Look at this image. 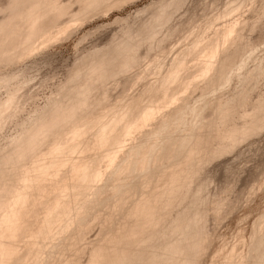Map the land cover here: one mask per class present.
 <instances>
[{"label": "bare ground", "instance_id": "bare-ground-1", "mask_svg": "<svg viewBox=\"0 0 264 264\" xmlns=\"http://www.w3.org/2000/svg\"><path fill=\"white\" fill-rule=\"evenodd\" d=\"M129 1H131V0H129ZM180 1H182V0H173V1L171 0V1H169V3L172 2V4L170 3L171 6L172 5L175 6L174 4L178 2L177 3L178 7H177V4L175 6L176 9H174L175 7H173V6L172 7L170 5L168 6V3H165V2H168V0L167 1L166 0L160 1L161 3L163 2L162 7L155 8V9L160 8V11L154 10L156 12H159L158 15L155 12L156 13V16H155L154 15L155 13L153 12L154 13L153 17H151L153 19H148V20H153V21H149V23H150L149 24V23H146V21H147L146 20L145 21L146 24H144V26H142V28H145V30L140 29V27L138 28L139 30H137V32L139 31V34H141V33H144L146 31H149L147 29H148V26L150 27V31H151L152 35H150L148 32H146L148 34V36H143L144 38L142 39V41H139L140 37H142V34L139 37H137L136 36V35H138L137 32L132 33V31H134V30L136 31V29L134 28V30H132L133 29L132 26H129V27H131V29L129 27L128 28L131 31L126 29L129 31V32L126 31L127 32L126 34H127L128 38H129V35L130 36L133 35V37L131 36V39L129 38V40H130V43L133 42L134 44H132V43L129 44V41H127L128 38H124L123 37L124 34H123L122 37H123V39H126L125 41H127V42H126V44L124 42L122 43L120 41H119L120 43L118 41H117L118 43L116 42L117 46H118V47L117 46L116 47L119 48L120 51L118 50L119 52L117 51L118 53H116L115 50L113 49V51L116 55L119 54L118 56H113L114 59L109 58V54H108L109 52H107L108 56L107 55H101V56H103L102 58L100 56L95 57V59L97 58V60L99 61V62H96V60L93 59L94 58L93 55H95L97 53V52H95L96 51L95 50V51H93V54H91L93 57L92 63L94 61L93 66H92V63L89 64L91 66V68H90V66L88 68V66H86V64L82 63L83 69L81 68V70H80L79 65H78L79 60L76 61L75 64H77L78 66L74 65L77 67V68H75V70L76 69H79V70L77 71V73H75L76 72L75 70H72V73L74 71L75 72H74V75L70 74L71 76L79 77L78 74L83 75L82 72L80 73V71H82V70L84 71V66H86L88 68L89 75L85 74L86 76L85 75L81 76L82 78H80V79L75 77V80L77 82L82 81V83L78 82L79 84H76V86H74V83H76V81H74V78L70 76L71 78H73V81H72V79H70V77L68 78V75H67L66 80L68 78V81L64 80L65 83L60 82L61 85H59V86L61 88L60 89L61 91L58 92L59 89H56L57 91L55 90L56 92H54V88H53V92L57 93L58 95H55L54 93L52 95V93H50V95H52L53 97L51 96V98L49 97L50 99H47L48 97L46 96L47 97L46 100H48V101L45 102V105H43V106L42 105H36L34 108H32L33 110L31 109L30 111L26 108V103L30 100L32 101L33 98H35V97H33V95L34 94L36 95V93L33 92L34 93L33 94L32 91H30V93L27 92V87L28 88L31 87V86L29 87L28 84H27L26 88H24L26 85V81H25V79L21 80L19 78V76L22 75V74H19V72L21 71L20 67H22V66H19L18 64L21 63L22 61H23V64H25L24 60L27 63L28 60L33 59L41 51L45 52V50H46L45 47H47V48L50 47V46L48 47V45H51V48H52V46H54V44H52V42L58 43L59 40L61 41V39L63 38L62 37L63 33L64 32L68 33L69 28L72 30V28L74 26H77V23L79 20H80L79 23L81 21L83 23L86 20H88L89 18H91L88 15L93 16V13L95 14V11H98V13H99V11L103 10V11H101V13H103V12H106V10L108 11V9H110V7H111V9H112V7H115L113 5H116V4L118 5L119 3H121V5H123V3L128 2V0H125V1L124 0H6V2H2L1 6H0V264H52L53 258L54 259L56 258L55 259L56 264H199V263H201L202 260L200 259V256L207 253L206 250L208 248L206 249V247H208V243L210 245L211 242H209V240L212 238L213 233L212 232L210 233L211 228L207 229L208 231H206V228H204L206 225L204 223H207V219H206L207 217H206V215H205V217L203 215L204 212L202 211V209L204 210L205 207L202 203L204 199L201 197V195L203 196L202 191H205L206 187H204L203 188L204 190H202L201 189L202 185L200 184L201 185L200 186L201 192H199V190H198L199 187L197 188L195 186L196 192L198 191L199 193H202V194H199L198 192L197 193L194 192L195 190L191 191V190L195 189L194 185L192 186V183H191V182H193V184H195V181H192V179H194V177H195V180H196V178H197V176H199V174L205 176L206 173L202 171L205 169V168L203 169V167L206 165V164L204 165L203 164L204 162H202L205 160V158H207L206 157L207 155H205V154L211 153V150L214 152V148H216L214 154H216V153L218 154V151H220L221 153L225 152L224 150L227 151L228 149H232V148H230V147H232L230 145H232V143L236 144L235 140L241 141V139L239 138V137H241V135H238L240 128H242L240 131V134L245 132L244 134H242V137H241L243 140L244 139L243 135L245 137H247V136L249 137V134L251 136V135L255 134V132L257 133V131H259L264 126V122H263L264 121V105H263L264 101L261 102L262 103L261 105L260 104L258 105L256 103V106H255V104H254L255 102L262 101L264 99L263 98L264 93H261L263 96V97L261 96L262 100L259 99L257 101H254V103L251 102V105L254 104V106L256 108H260L262 110L261 111L260 109H258L257 110L258 114L254 112V115L256 114L258 117L257 116L253 117L254 115L252 114L253 113L252 110H251L252 111L251 112L250 110L247 111V109H246L247 112L244 111V113H243V111L241 112V110H240V109L244 110L245 109L244 106L245 105L247 106V104L250 103L247 100L248 97L244 95V92H245V94H246V92H247V94L249 93L248 92L249 90L247 91V89H244L245 91H241V93L243 92V94H239L241 97L238 95H236L237 97L235 96L236 98H239V99H241L242 97L243 98L247 97L245 100V104L244 103L236 104L235 101L232 102V100L228 97L234 106L230 102V105L226 104L227 107L224 109L223 107H221L224 103L221 104L222 101L220 103V100H219L218 104H220L221 105L220 106L217 104V102H218V100H217L216 105H218L219 107L216 106L217 107L216 110H218V112H217L218 114L221 115V113L219 112V110L222 111L221 109L226 110L228 108L227 111L231 112L234 109V107H235V109L237 107H240V109L238 108L237 110H239V112L242 113V114H240L241 116L243 114H244V116L241 117L238 114L241 118L240 120H238L239 116L237 115V113H239V112L238 111L236 112V110H233V112L236 113V117L237 116L238 117L235 118L233 116L234 118L232 117L233 118L232 122L229 120H228L229 121L228 122L225 119H227V118L229 119L230 116L229 117H225V116L230 115V112H225L223 110V112H225L227 114H225V116H223L224 113L222 112V116H221V119H219V121L220 122H222V121L226 122V125L228 123L230 125V123H231V125L225 127L226 125L223 123L222 127H225V128H221V126H220L221 124L220 125H219V123L216 124L217 123L216 121H218V120L215 121V119H213L214 115L216 116L215 118H220V116L217 113L216 114L213 113L214 114L212 116L213 118L212 117L211 118L216 122V123L214 122V124H216V126L218 128L214 124L213 125L216 128H214V130H212L213 128H210L211 126L213 127V125L211 124L213 120L211 119L212 121L210 122V118H209L208 121L210 122L209 125L211 124V126L209 127L208 123H207V125L211 129V131H208L209 128L207 130L205 129L206 125H204V127L202 126L206 122L201 123V121H200L199 124L200 123L202 124L201 125L202 127H200L198 125V123H196L199 119L195 122L196 118L193 120L191 117H185V116L181 115V111L184 109L183 107L184 106L186 107V105H187V104H185L186 101L184 102L185 105H183L182 100H185L188 98L184 95V97H186V98L183 99L184 97L181 96V92L186 90L192 84H194L193 83L194 80L197 79L201 75L202 76H213V77H211L213 83L215 81H217V78H220V82H221V79L224 78L223 75H225V76L228 75V72L226 75V72L224 71L225 69L223 70L224 67H222V66H225L224 65L225 63H228V65H230L229 63L231 61L230 62L227 61L226 58H227V56L230 55V53H231L230 51H232V50L227 51V52H230L228 55V53L226 52V49L224 47L225 56L224 55L223 56L225 59L223 58V61H221L220 59H221V55L223 53L221 43L225 38H226L225 40L228 42V41L232 40L234 38V36L239 37L241 34L239 35L238 33H241L242 31L245 34L244 30H246V29H243L241 32H238L239 30L237 29V26H235L234 24H231V25L227 26L226 28L223 27L224 29L220 28L223 30L219 29L215 38H209L207 36V33H206V36L208 37V39H207V37H205V35H204L205 32H204V33H202V36H200V37L203 38V36H204L206 39L205 38H203V39L207 40L206 42L204 40L202 41L200 39V37L196 38L197 36L196 37L192 36L193 38L196 39V40H192V41H194L192 44L193 46L190 44L192 46L191 47L189 44H186V45H188V48H187V46L183 47V49H186V48H187L186 50L189 49L188 53L190 52V49H191V53H189V55H191L190 56L191 58H189V55L188 56L186 55L187 52H184L185 50H179V51H181L182 55H183V52L185 53L183 58L180 57L182 55L179 54L178 51H175L178 53L173 58H174V61H177V62H175V63H177V65L174 66V64H172L174 66L173 67L171 64H169V66L171 65L173 67V69L170 68L171 71H167L168 68L167 69L163 68L164 70L166 69V72H168V73H165L167 75H164V77H161V79L159 78L162 81H165V80L168 81L169 79L171 81V79H172L174 82L176 79L179 80V78L181 79L182 77H186L185 79L182 78L183 80L181 79L180 83H178L176 85H173L174 82L171 85L170 82L167 83L166 81L165 82L161 81V84H160L161 87L158 86V87H160L158 90H161L162 88H164V89H162L163 94H161V91H158L157 89L153 88L156 86V85L153 86V84H156L153 82L154 80L156 81V79H153V80L150 79L151 76L152 77L154 76V75H150V72L154 70L153 69L154 67L152 66L153 70H150L151 67H149L150 69L143 70L144 73L141 70V72H138V75H136L137 72L135 74V76H137V80H139V78H140L139 76L146 73V77L152 81L149 84L152 87L148 86V84L147 85L145 84V85L148 87L149 95L150 96L153 95L154 97L152 96L151 98L147 99V96H146V94H148V91L146 89L147 87L144 86L146 89L144 91L140 90L141 91L140 95H142V96L145 92L144 96L147 99V101L148 100L150 101L149 104H147L149 102L148 101L146 103L147 104L146 105L144 103V100L142 102V99H140V97L137 95H135V97L131 96L133 99L131 100V98H129L130 100H128V101H133V100L136 101V99L139 98V101L138 100H137L138 102L136 101L137 105H135L136 102H134V101H133L134 105H133V103L131 105L130 102L129 103L125 102L126 98L124 99V95L125 96H126V94L130 95L127 93L129 91L128 90V91H125L123 97L121 96V98H120L121 101H120V99H118L119 100V101H117L118 104L117 103L116 104L118 105V108H119V105L120 104L123 105L122 103L125 102L124 104H126V103L129 104L128 105L129 108H131L132 111H134L136 109L134 107L138 106V103L141 102V103H139V106L141 109L137 108L138 112L135 111L136 113L134 112V114H133V112H131V110H130L129 113H132V114H128V116H127L126 112L128 113V111H127L128 106L126 105L127 106V109H126V106L123 105L122 107L125 108L126 112H124L125 110L122 109L123 112L121 110V112L114 113L115 110H117V109H115L116 104L114 106V102H116V101L113 102V106H111L108 103L109 104L108 107L106 105V106H104L105 109L102 110V107H103L102 105L107 104V100H109L108 102H110V100H111V98L110 99L108 98L109 92H107L108 93L107 94L105 91V89H109V88L104 87L105 89H103V90L105 92H103L101 90L103 88V86H106V85H102V83L108 84L110 81L108 82L107 79L108 80L114 79L117 77V75H119L118 73L124 74L123 71L128 69L127 66H130L129 68L132 69L135 66V64L138 63L139 60H140L139 62L143 61V59L146 56L144 55L145 57L144 56L142 57L140 55V53H142V55H143V52H139L140 48L142 47V45H139V44H143V43L148 44V42L146 41L147 38H149L148 40H152V38H153V40L155 39L154 41H157L155 36H158L160 38L159 35L162 34L161 32H162V30L165 29V27L167 29L171 28L172 31L174 29L173 33H171L172 31H170V29H169V31H170L169 36L176 34V32L178 34L182 35L181 32L184 29V28H182L183 25L181 27H179L177 25L175 26V24H174V26L177 28V31H176L174 26L171 27L172 21L169 20V19H173L174 16L171 15V17L170 16L168 17V14L171 12V10L173 12L172 14H174V12H178L176 10L179 9L181 7V5H183V6L185 5L186 1H184V2L182 1L184 4H179ZM213 1H215V0H213ZM213 1L210 2V6H212V8H213V4H211V3H213ZM75 2H76V5H77V3L79 4L78 8H80V10L76 9L77 12H76V10L73 9V6L74 7L76 6ZM173 2H174V4H173ZM182 2H180V3H182ZM0 3H1V1H0ZM73 3H74V5L72 6ZM151 3L153 4L152 1H151ZM154 3H156V5H157L156 1ZM159 3H158V5H159ZM98 5H100L101 8H102V6H103V8H104V6H107L108 8L99 9L100 7ZM121 5L119 4L118 6H121ZM206 5H209V4L206 3ZM118 6H116V7H118ZM94 7H96V8H94ZM166 7H167V9H166ZM169 7L171 10L169 9ZM206 7H208V6H206ZM92 8L95 9L94 12L92 10L88 11L89 9H92ZM209 8H205L204 9L205 11H203V12H206V10ZM212 8H210V10H212ZM215 8L218 9L217 6ZM217 9H216V11H218ZM213 10L215 11V9H213ZM213 10H212V12H213ZM238 10H240V9H238ZM72 11H75L76 14H74V12H72ZM81 11L82 12L85 11V13L86 12H90V13H88V14L86 13L85 14L86 17H85L84 14L81 13ZM216 11L213 13H216ZM69 12L73 13V14H71L72 15L71 18L76 20L77 22L74 20L72 22V20L69 17V15H70ZM91 12H93V13H91ZM66 13H68L69 15ZM208 13H210V11ZM96 14H97V12H96ZM64 15L65 16L68 15L69 18H67V16H66V18L68 20L70 19L72 23H70V20L68 21L66 18L65 19L67 21L65 19H63ZM73 15H74V17H77V16L80 17V15H81L84 18L80 17L78 19V17H77V19H78L77 20L73 17ZM164 15H166L167 17ZM203 15L204 16H202V14H201V18L205 17V15H206V17L208 16V14H205V13ZM215 15L216 14H214V16ZM210 16H213V14ZM210 16H208L207 18H210ZM214 16H213V18H214ZM157 17H160V19L163 18L164 21H165V19L167 21L169 20V22L171 24L170 23L168 24L166 21L163 22V19H162L161 22H162L163 26L161 24L159 25L160 19ZM206 17L203 19L204 20L207 19ZM218 17L216 16V19L214 18L215 21H217ZM84 19H86V20H84ZM157 19H159V20H157ZM203 19H201V21H204ZM154 20L156 22V25H154L155 24ZM193 20H192V22H194V23L195 22L196 23L197 22L203 23L200 21V19H198L197 21H195V20L193 21ZM247 20H248V18L246 19V21ZM208 21H210V20L208 19ZM208 21H206V22L204 21V23H207ZM215 21L211 20V23H208V25H206V24H204V25H206L207 27L210 26L212 29ZM246 21L244 20V22H246ZM75 22H76V24H74ZM244 22L241 24V26L244 24ZM248 22H246L247 25H248ZM250 22H249V24H250ZM194 23L193 24L191 23V25L196 26V29H197V24L195 23L196 24L195 25ZM246 23H245V25H246ZM70 24H72L73 27H71ZM215 24H214V27L217 26V24H219V23L215 22ZM164 25H167V26H164ZM169 25H171V26L168 28ZM191 25L188 27V32L193 29V27ZM247 25H246V27L243 25V27L248 29ZM145 26H147V27H145ZM162 27H163V29H162ZM178 27H179V29H178ZM191 27H192V29H190ZM210 27H208V29ZM250 27H252V26H250ZM159 28L162 30H159ZM181 28H182V30H181ZM196 29L194 27V29L192 31L193 34L195 32L194 30H196ZM204 29H203V31H205V30H207V32L209 31L207 28L205 30ZM178 30L181 32L179 33ZM199 30L200 29H198V31ZM152 31L154 33H152ZM188 32L186 35V33L184 31L183 35L185 34L186 36H188V34H189ZM157 33H159V35H157ZM163 34H165V33H163ZM191 34H189V37ZM144 35H145V33H144ZM185 35H184V37H186ZM134 36H136V38ZM166 36L168 38L167 34H166ZM246 36L247 35H245L244 37H246ZM189 37H188V40H189ZM249 37L247 36V38H249ZM137 38L139 39L137 41L138 43L135 40H133V39L137 40ZM240 39H238L239 42H240ZM131 40H133V41H131ZM153 40L151 42L149 41L150 42L149 46L153 45V43H154ZM188 40H186V43L188 42ZM235 40H236V37H235ZM245 40H246V38H245ZM250 40H252V39H250ZM121 41H123L122 38H121ZM232 41H233V43L235 42L234 40H232ZM238 41L235 42V44H231L232 46H229V47H231V49L236 47L235 45H236V43H238ZM242 41L240 42L241 44H243ZM203 42H205V43H203ZM246 42H247V40H246ZM155 43L157 44V42H155ZM249 43H253V42L249 41ZM119 44H121L122 48ZM123 44H125L126 46L124 47ZM161 44L163 45V43H161ZM128 45H131V47L127 50ZM233 45H234V47H233ZM245 45L246 44L244 43V47H245ZM247 45H248V43H247ZM249 45H248V47H249ZM253 45H254V43H253ZM154 46H155V48L156 47L157 48L162 47L161 45H159V43L157 44V46L156 45H154ZM239 46H241V45H239ZM116 47H115V49H117ZM244 47L241 49H244ZM112 48H114V47H112ZM123 48L125 50H123ZM138 48H139V50H138ZM226 48H227V46H226ZM43 49H45V50H43ZM237 49H236V51H238ZM103 50L105 51L106 48H104ZM121 50L126 51V52H122ZM233 51H235V50L233 49ZM247 51H249V50H247ZM94 52H95V54H94ZM99 52H100V54L103 53L101 51H99ZM105 52L103 54H105ZM127 52H128V54H127ZM235 52H234V55L237 56V54H235ZM114 53H111V54L115 55ZM124 53L126 54L127 57L124 56L125 55ZM192 53H194L193 55H195V56H192ZM111 54H110V57L112 56ZM120 54H123L122 56H124L123 58L126 60H122L123 58H121ZM226 54H227V56H226ZM238 54H239V52H238ZM248 54L249 53H247V55ZM89 55L87 54L86 57H88ZM91 55L89 56L90 58H91ZM178 55H180V56H178ZM234 55L232 52L230 57H232ZM106 57H107V59H106ZM115 57H116V59H115ZM175 57H179L182 59L180 60L179 58H175ZM234 57H232V63L234 62V64H236L237 61L235 62V60H233ZM83 58H84V60L81 57V61H86L85 57H83ZM88 58H87V60H88ZM90 58H89V60H90ZM26 59H27V61H26ZM175 59H178V60H175ZM187 59L188 60L192 59V60L188 61ZM235 59H236V57H235ZM240 59H241V56H240ZM114 60H117V61H114ZM136 60H137V62L135 63ZM155 60H157L159 62V58H157ZM224 60L227 62H225ZM190 61L194 62L193 67L195 69L191 74H189V72L187 70V68H189L190 65L192 64V63H190V65L188 64V62H190ZM86 62H89V61H86ZM110 62H112V63L114 62V63L112 64ZM222 62H225V63L222 65L221 64ZM171 63H174V62H171ZM116 64H118V66ZM156 65L158 66V63ZM160 65H161V63L159 64V66ZM163 65L160 66L161 70H160V67L155 68V69L159 68V71H158V69L154 70L155 72L158 71L157 72L158 75H156L155 77H160V75H161L160 71L164 72V70H162V67H166V64L164 63ZM217 65H219V67H222L221 69L224 72L221 71L223 73L222 77H221V73H220L219 77L217 76L218 73H216L217 78L215 77V79H216L215 80L214 79L215 73L213 74L212 72H215L216 70L213 71L212 67L217 66ZM232 65H230V66H232ZM136 66H137V64H136ZM154 66H155V63H154ZM35 67L38 68L37 66H35ZM125 67H126V69H125ZM193 67L191 66V68H193ZM87 68L85 70H87ZM23 69H22V71H23ZM25 69H28L27 66ZM25 69H24V71H25ZM71 69H70V71H71ZM73 69H74V67H73ZM148 70H149V73L147 72ZM186 70L188 73H184ZM90 71H93V72H90ZM217 71H219V69ZM163 72H162L161 76H163ZM139 73H140V75H139ZM147 73L149 74L150 77L147 76ZM186 74H188L189 76H184ZM263 74H264V72H263ZM112 75H114V76H112ZM256 75H257V73H256ZM256 75L253 74L251 76H256ZM262 76H264V75H262ZM24 77L25 76H22L21 78L23 79ZM83 77H86V78L83 79ZM31 78H30V81L35 79V78H33V79H31ZM132 78H131L132 81L129 82L130 84L128 83L129 85H127V87H128L127 89H129V88L131 89L132 86L133 87L135 86L136 82L135 83L133 82L135 79H132ZM134 78H136V77H134ZM162 78H164V79L166 78V79L164 80ZM45 80H47V78ZM178 80H176V81H178ZM104 81H107V83ZM67 82L69 83V85ZM72 82H74V83H72ZM218 82H219V79H218L217 83ZM220 82H219V84H221ZM131 83H133V85H131ZM202 83H203V81H202ZM70 84H72V86ZM98 85L102 88L96 87ZM194 85L196 87L197 84H194ZM222 85H223V83H222ZM59 86H58V88H59ZM68 86L70 87V89L72 91L69 90ZM213 86H215V85H213ZM149 87H151L152 90L153 89L157 90V94L160 92V94H158L160 96L158 97V95L157 96L154 95L153 91L151 89H149ZM202 87H204V86H202ZM64 88L67 90L63 92L62 90H65ZM209 88H211V87L209 86ZM212 88H214V87H212ZM97 89H99V91H97ZM125 89L126 88H124V90ZM194 89H192V90H194ZM204 89H207V87ZM68 90L70 91L69 94L67 92ZM208 90H210V89H208ZM91 91L94 93H96V91L98 92L97 94H95V96L99 97L98 101L96 100L97 98L95 96H92ZM71 92H72V94H71ZM73 92L75 95L73 94ZM99 92H100V94L104 93L102 95L104 96V98L107 97L108 99L106 100V99L102 98L103 97L102 95H101V97L98 96ZM142 92H143V94H142ZM94 93H93V95H94ZM38 94L40 95V93H38ZM249 94H248V96H249ZM90 95L92 96V98H90ZM138 95H139V92H138ZM144 96L142 98H144ZM155 96L158 98L155 99L156 98ZM67 97H70V98H67ZM235 97H231V98H233V100H235L234 99ZM36 98H38V100H39L38 96ZM36 98L34 100H36ZM134 98H136V99H134ZM198 98H199V96H198ZM200 98H201V96H200ZM243 98H242V100L244 101L245 98L244 99ZM40 99H42V97ZM93 99L95 101H93ZM100 99L101 100L104 99V100H102V102H101ZM91 100L94 103H91L92 102ZM105 100H106V102H105ZM222 100H223V98H222ZM236 101H237V99H236ZM240 101L241 100H239L238 103H240ZM30 102H28V104ZM33 102L36 103L35 101H33ZM40 102L42 104L43 101H40ZM119 102H120V104H119ZM226 102L229 104V100H227ZM212 103H213V101H212ZM31 104H32V102H31ZM88 104L89 105L91 104V106L93 104H96L97 106L93 105L91 108V106H89ZM141 104L142 105L145 104V105L141 106ZM242 104H244L242 106L243 108L241 107ZM208 105H210V104H208ZM226 105H224V107ZM235 105H239V106L236 107ZM257 105H258V107H257ZM85 106H87V108H89V109L85 108ZM98 106L99 107L101 106L100 107L101 110L98 109L99 108ZM254 106H252L253 107L252 109H254V111H255L256 108ZM93 107H94V109H93ZM109 107H111V108L114 107V108L110 109ZM262 107H263V109H262ZM230 108H232V109H230ZM91 109H93V110H91ZM109 109L111 111L114 109L115 110L110 112ZM216 110H215V112H216ZM26 111L28 113L27 115L24 114V113H26ZM95 111L98 113H94ZM100 111L101 112L103 111L102 113H107V114H103L104 118H102ZM104 111H106V112H104ZM119 111H120V108H119ZM189 111H190V109H189ZM193 111H190L191 114L192 115L196 114V116H197V113H196L197 110H195L196 112H193ZM212 111H214V109ZM260 111L263 113H259ZM233 112H232V115L234 114ZM250 112H251L250 115H253L251 117L249 116V114H247ZM113 113L115 115H113ZM120 113H122V114L124 113L123 116H120L121 117L120 119H123V117L126 115L125 116L126 118H124L126 120L123 119V120L119 121V115H122ZM208 113H206V114H208ZM109 114L112 115V117L113 116H115V117L109 118L108 117ZM261 114H263V115H261ZM211 115H212V112H211ZM245 115H246V117H245ZM247 116L250 117L249 122L248 121L246 122V120H249V118ZM261 116H263V117H261ZM127 117H128V119H127ZM194 117H195V115H194ZM222 117H223V120H222ZM224 117H225V119H224ZM256 117L259 118V119H257V120H260L259 123L262 122L263 125L261 123H260L261 125L258 123V121L256 120ZM89 118L92 119V122H90L91 119L89 120ZM105 118H109L111 120L108 121V119L106 120ZM115 118H117L116 120H118L119 122H117L115 120ZM242 118L243 119L248 118V119H246V120L244 119L245 120L244 121ZM253 118H255V119H253ZM86 119L88 120L87 122H85ZM93 119H95V122H97V121L98 122L95 123L93 121ZM98 119L102 120V121L100 122ZM173 119H175V121H173ZM234 119L236 121L238 120V122H240V123L246 122L248 125L255 124L257 129L255 128V126H253V125L248 126L247 124H246L247 128L245 129L244 123L243 124L241 123L242 124L241 126H240V124H239V126H237L238 122L234 123L233 122V121H235ZM253 120H254V123H252ZM114 121H116V122L114 123ZM121 121L122 122L126 121V123H123L121 126L120 125ZM170 121L171 122L173 121V123L176 122V124L174 123V124L170 125V123H171ZM118 123H120V124H118ZM233 123L236 125H232ZM256 123H258L259 125L258 124L256 125ZM94 125L96 126L95 128H94ZM97 125H99L98 126L99 128L96 131V134L94 133L95 134V135L93 134L94 136H92V135L90 136V133H93V132H91L92 131L91 128H93V130L95 131V129H97ZM116 125H117V127L120 126V128H117V130L114 128V126L116 127ZM198 126L200 127L202 132H199V133L197 132ZM8 127H10L12 129L10 132L7 131ZM10 128H9V130H10ZM88 128H89V130H91L90 133H88L89 132ZM142 129L145 130V133L142 135H139V137L136 136L127 142H123L120 139L122 133H124V134L133 133V132H137V131L142 130ZM215 129L220 131L219 132L220 134ZM224 129L226 130V132L224 131ZM201 130H199V131H201ZM204 130L208 131V133L215 131L213 133L216 136H218L217 140H218L219 136H221L220 139L222 138L221 140L223 141V143L219 139L221 142L220 145L218 144L219 146H217V142L219 143V141H217V140H214V141H216V143L215 142L212 143L213 149L210 148V146H208V145L205 146V143L206 144L210 143L209 145H211L212 140L209 139L210 133L208 135H207V132L204 134ZM216 132H217V134H216ZM246 132L247 133L251 132V133L247 134ZM200 133L207 136L208 140H206L204 135L202 137L205 139L198 136V134L200 135ZM88 134H89V136H88ZM214 134H213V136H215ZM222 134H224V135H222ZM211 136L212 135H210V137ZM216 136H215V138H213V137H211V138L216 139ZM236 137H238V139H235ZM201 138L207 142L209 140H211V141H209L208 143L207 142L204 143ZM223 138H224V140H223ZM225 139H227L228 141ZM229 139H230V141H229ZM225 142L226 143L231 142V143H230V145H229V143L227 145V144H224ZM214 143L216 144L217 147L215 146ZM222 144H224L225 147H220ZM234 144H233V146H234ZM224 145H222V146H224ZM204 146L209 147L210 152H208L209 150L207 151V148L204 149L203 148ZM227 146L228 147L230 146V147L228 148ZM104 148L106 151L103 150ZM217 149H219V150L217 151ZM221 149H223V151ZM163 150H164V152H163ZM201 150L202 151L205 150L204 151L205 154H204V152H201ZM174 151H176L178 153V155L181 157V160L178 163L173 162L172 161L173 158H172V160H170V159H169V161L167 160L168 162L165 160L166 161L165 166L160 167L159 162H164V159H162V157H164V155L172 156V153H175ZM200 152L203 153L204 156H201ZM214 154L212 153L213 156H214ZM99 155H105L107 157V159L104 161L100 160L101 161L100 162L98 159ZM169 156H167V157H169ZM209 157L212 158L211 155H209ZM209 157L207 158L206 161L209 160ZM196 158H197V160H196ZM200 158H204V160L200 159ZM161 159L163 161H161ZM194 160H196V161H194ZM206 161H205V163H206ZM98 162H99V164H97ZM207 165H208V163H207ZM159 167L164 168V169L161 170ZM198 170H201V172H203L205 174H202ZM197 173H198V175H197ZM208 175L209 174H207L206 176H208ZM155 177H157V178H155ZM207 178L208 177H206V179ZM200 179H198V180H200ZM211 179L213 180V177L210 179L208 178V180H206V182L211 180ZM204 180H205V177H204V179H202V181H204ZM152 183H155L154 187H151ZM186 183L187 184L189 183L188 186L191 184L190 187L192 186L193 189L188 187ZM196 183L198 184L197 180H196ZM144 184H146L147 186L149 185L151 187V188L145 187L146 191L148 190L147 191L148 193L147 194L145 193V195L143 194L140 199H137L135 201L134 206L130 208L131 210L128 211L124 215V220L116 223L115 225H111L112 224L111 219L113 220L115 213H117V211H118L117 210L115 212L114 208L117 207L119 204L118 205L114 204V208H113L114 212L113 211L111 212L110 210L109 211L108 210L103 211V210L96 207L98 205L100 207V205H102V204H105V203L107 204V202H111V201H114L117 199H118L117 202L118 203L120 202V205H121V202L126 200L127 195H129L128 193L130 192V194H131V191L134 192L133 190H135V189L131 190V188L133 186H136V188H137V186L141 187ZM209 184H211V183H209ZM146 185H144V186H146ZM186 186L189 189L186 188ZM203 186H205V184ZM210 187L211 186L209 185V188ZM182 188H183V190H182ZM181 190L183 191V194H185L184 192L186 191L187 195L186 194L183 195L181 193L182 192ZM139 192H141V191H139ZM142 192H144V191H142ZM189 193H190V195H189ZM191 193L192 194L196 193V196L193 195L194 199L190 198V197L187 198V196H192ZM206 193H207V191H206ZM197 194H199L200 196H198ZM182 195H183V197L186 196L185 198L187 199L188 202H190L189 205L192 206L193 203L196 204L195 206H197L198 211L196 210V207H195V210H194V208H189L191 206H189L188 203H187L188 207L186 208V205H185L186 203H184V202H186V199L184 201L182 199L183 198ZM204 196H208V194L207 195L205 194ZM209 196H210V193H209ZM131 197H132V195H131ZM198 197H201L200 198L201 201L195 200ZM180 198L184 201V202L179 203V204L182 203L181 204L182 206L185 205L184 206L185 209L183 208V210H180V209H182V206L178 204V200L181 201ZM189 198L191 199V201H189ZM128 199L130 200V198H128ZM128 199H127V201H128ZM192 200H194V201H192ZM131 201L132 200H130V203H131ZM198 202L199 203L201 202V204H198ZM127 203H129V201ZM174 203L175 204L177 203L178 206H177V204L174 205ZM125 205H128V204H125ZM110 206L112 207L113 205H110ZM173 206L174 207L177 206L178 208L181 207L178 210H180L182 212L184 211L186 213L185 214L182 213V215L177 214L178 218L175 217L176 211L174 212L173 209L176 210L177 207L173 208ZM198 206H199V208H198ZM103 207H104V205H103ZM106 207L108 209L109 205ZM118 207L121 208L120 206H118ZM123 207H124L123 208V210H124L126 207L125 206H123ZM192 207H194V206H192ZM200 207L202 209H200ZM219 207H221V204L219 205ZM219 207L217 210L220 212L221 208L219 210ZM199 209L201 212L199 211ZM104 210H106V209H104ZM119 210H121V209H119ZM178 210H177V212H178ZM171 211L174 212L173 218L171 217V216H173V213ZM193 211H194V213H193ZM187 212H188V214H187ZM219 212L217 214L216 213L215 214L218 215ZM169 213L170 214L172 213V215L170 216ZM199 213H202L205 220L203 219L202 216H201L202 218L200 217L201 214H199ZM205 213H208V212H205ZM120 215L118 214V216H116L115 218H117V217L120 218ZM167 215H168V217H167ZM198 215L200 218L198 217ZM92 216L96 218L95 219L96 222H101L100 218H102L103 216L105 217V218L103 217V219H102L103 221L101 222V224L99 223L102 227H100V226L99 227L101 228L102 231H104V232L106 231V233L104 234V236L105 235L106 236L104 238L101 237L100 239L94 241V243L92 242V245L90 244V247L89 246L85 247L82 242H84V240H87L85 242L88 243L87 237H89V239H91L95 235L100 236L102 233H104V232L100 231V228H99L98 233L96 232L95 235L92 234L94 236H92V235H91V237L87 236V233H89L88 231H90L92 229L91 227H93V225L96 223L94 220H92V218H93ZM183 216H184L185 220L182 219ZM197 217L199 218V220ZM97 218L100 220L98 221ZM174 218H176V220L179 219V220H177L176 224H174L176 221ZM165 219H167V222ZM168 219H169V221H171L173 223L169 222L170 223L169 224ZM171 219H174L175 221H173ZM91 220L93 221V225H91L92 222L90 223ZM262 220H263L262 225L260 224L262 226V227L260 226L261 229H263V224H264V219H262ZM203 224H204V226H203ZM96 225H98V224H95L94 226H96ZM207 225H208V223H207ZM260 227L256 226L255 230L257 232H259L258 229ZM208 228H209V226H208ZM255 230H254V233H256ZM260 231H262V230H260ZM263 231H264V229H263ZM207 232H209L208 236L212 234L210 239H209L210 236L208 237L206 234ZM172 233H174V234H172ZM204 233L206 235H204ZM254 233L252 235L253 240L255 238L257 239V237H259V233H258V235H257V233L256 234H254ZM255 235H257V237ZM97 236L95 238H97ZM171 236L172 237L174 236V237L170 238ZM203 236L204 237L207 236L208 239H206L207 237L204 239ZM253 236H255V238H253ZM95 238H93V239H95ZM252 239H251V242H253ZM204 240H207V241L204 243ZM81 244L84 247H82ZM238 245H239V247L237 249L241 251L244 247L243 248H242V246L240 247V243H238L237 246ZM203 246H206V247L204 248ZM248 246L249 247L252 246V243H250V245H248ZM262 246H264V236H261L259 238V243L257 244L256 247H254L253 249L251 248L253 250L254 254L250 257V260H248L249 264H259L260 263V262L258 263L257 261H258V258L260 257V255L262 253H264V249H261ZM88 247H89V249H88ZM232 247H236V244H234V246H232ZM87 249L89 250V252H86ZM235 250H236V248H235ZM145 251H148V253L150 252L148 254L149 255L148 258L146 257L148 255ZM240 251H238L239 253L237 252V254H236L238 256V260L240 259L238 254H241V252H242V256L241 255L240 256L244 257L243 256L244 249H243V251H241V252ZM245 251H247V249ZM85 252L87 254L88 253L89 254H88V257L85 260H83V254ZM235 252L236 251H234V249H230L228 251V253H229V255H228L229 264H236V262L234 261V259H236ZM58 253H61L60 259H57V258H59V255L56 256ZM134 253H135V255H134ZM144 253L146 256L143 255ZM228 253H225V254L223 253L222 255H226ZM67 254H69V255H67ZM139 254L141 256H144V257L143 258L139 257L140 256ZM246 254H248V253L246 252ZM245 257H247V255ZM245 257L241 258V260H239L238 264H241L240 261H242L243 259H244L243 261L246 262L245 259H247V258H245ZM251 261H252V263H251ZM55 263H53V264H55ZM244 263H242V264H244Z\"/></svg>", "mask_w": 264, "mask_h": 264}, {"label": "rangeland", "instance_id": "rangeland-1", "mask_svg": "<svg viewBox=\"0 0 264 264\" xmlns=\"http://www.w3.org/2000/svg\"><path fill=\"white\" fill-rule=\"evenodd\" d=\"M1 1V3H0V6H1V4H2V2H6V0H0ZM125 1V0H124ZM151 1L153 2V4L151 3ZM157 2V5H156V3H154V2ZM131 0V1H129L128 0V2H124L123 3V5H121V3H119L121 6H118L117 4L116 5H113V6H115V7H112V9H111V7H110V9H108V11L106 10V12H103V13H101V11H103V10H101V11H99V13H98V11H95V9L94 8H96V7H94V8H92V9H89L88 11H90V10H92L93 12L95 11V14L93 13V12H91V13H93V16L91 15H88L89 17H91V18H89L88 20H86V19H84V20H86L85 22H83L82 23V21L79 23V21H78V23H77V26H72V24H70L71 25V27H73L72 28V30L69 28L68 30H69V32L68 33H66V32H64L63 33V35H62V39H61V41L59 40V44L58 43H53L52 42V44H54V46H52V48H51V45H48V47L49 48H47V47H45L46 48V50L45 49H43V50H45V52H40V53H38V55H36L33 59H31V60H28L27 61V59H26V61H27V63L25 62V60H24V63L25 64H23V61L21 62V63H19L18 65L19 66H22V67H20V70L22 71V69L25 67L26 68V66H27V68L28 69H25V71H24V69H23V71L20 73L19 72V74H22V75H20L19 76V78L21 79V80H24L25 79V81H26V85H25V87L24 88H26V86H27V84L29 85V87L30 88H28L27 87V92H29L30 93V91H32V93L33 92H35L36 93V95L34 94L33 95V97H39V100H38V98H36V100H34L35 98H33V100L31 101L32 102V104H31V102L30 101H28V102H30L29 104H28V102L26 103V108L30 111L32 108H34L36 105H45V102H47L48 100H46V98L47 99H50L51 98V96L53 95V93L54 92H56L57 90L56 89H59L58 90V92L59 91H61L60 89V86L59 85H61V83H65L64 82V80L65 81H68V78L71 76V75H74V72L75 73H77V71L80 69L81 70V68L83 69V64H86V66H88V68H89V64H91L92 63V60L94 59V60H96V62H99L98 60H97V58L95 59V57H98V56H100L101 58L103 57V56H101V55H107V52H109L108 54H109V58H113L114 59V57L113 56H118L119 54H115L114 53V51H113V49L115 50V52L116 53H118L120 50H119V48H117L118 46H117V43L120 41V42H124L125 44H126V42L127 41H129V44H134L133 42H131L130 43V40H129V38L131 39V36L133 37V35H129V38H128V36H127V32L126 31H128V30H130L131 29V27H129V26H132V30H134V28L136 29V31L134 32V31H132V33H136L137 32V30H139L138 28L140 27V29H143V30H145V28H142V26H144V24H146V23H149V21H153V20H148V19H153V18H151V17H153V14L156 12V11H154V10H159L160 11V8L159 9H155V8H158V7H162V3L160 2V1H162V0ZM165 1V0H164ZM167 1V0H166ZM169 1H171V0H168V2H165V3H168V6L170 5V3L172 4V2H170L169 3ZM173 1V0H172ZM183 2L184 1H186L185 2V5L183 6V5H181V7L179 8V9H177L176 11H178V12H174V14H172L173 12H172V10L170 9V7H169V9L171 10V12L168 14V17L170 16L171 17V15L172 16H174L173 17V19H169V20H171L172 21V24L169 22V20L167 21L166 19H165V21L169 24H171V25H169L168 26V28L171 26V27H173L174 26V24H175V26L177 25V26H179V27H181L182 25L184 26H182V28H184L183 30H182V28H181V30H182V32L181 31H179L178 30V32L180 33L181 32V34L183 35V33H184V31H185V33H186V35H187V32H188V27L191 25V23L193 24L194 22H192V20L194 19L195 21H197L198 19H200V21H201V19H203V18H205L206 17V15H205V17H202L201 18V14H202V16H204L203 14L205 13V14H208V16H210V15H212L213 14V16H214V14H216L215 16H214V18L216 19V16L218 17L217 18V21H215V19L213 18V16H210V18H207V19H203L205 22L206 21H208V19L210 20V21H208L207 23H204V21H201V22H203V23H196L197 24V29H196V26H193V25H191L192 27H193V29H194V27H195V29L196 30H194L195 32H194V34H193V29H192V27L190 28V29H192V30H190L188 33L189 34H191L190 35V37H189V34H188V36H186L185 34V36L186 37H184V35L182 36V35H180V34H178L177 32H176V34H174V35H171V36H169L170 35V31H172L171 30V28H169L170 29V31H169V29H167L166 27H165V29L164 30H162L163 29V27H162V29H160L159 28V30H162V34H160L159 35V33H157V35H159L160 36V38L158 37V36H155V38H156V40L157 41H154L153 40V38H152V40H153V45L151 46H149V43L152 41V40H148L149 38H147L146 39V41L148 42V44L147 43H143V44H139V45H142V47L140 48V51L139 52H143V55H142V53H140V55L143 57L144 55L146 56H144L145 58V60L143 59V61L142 62H139L138 61V63H136L137 62V60L135 61V63L137 64V66H136V64H135V66L132 68V69H130L129 67L130 66H127V68L129 69H126V67H125V71H123V73L124 74H120V73H118L119 75H117V77L116 78H114V79H110V80H108L107 79V81L109 82L108 84H103L102 83V85H106V86H103V88L102 87H100L99 85L101 84H99L98 86H96V87H100V88H102L101 90L103 91V92H105L106 91V93L107 92H109V94H108V98L110 99L111 98V100H110V102H108L109 100H107L108 98L107 97H105L104 98V96L102 95V94H104V93H101L100 94V92H99V94H98V96H100L101 97V95L103 96L102 98H104V99H106L107 100V104H103L102 106L104 107V106H106L107 105V107H108V105L110 104L111 106H113V102L114 101H116V102H114V106H115V104L117 103L118 104V102L117 101H119L118 99H120L121 98V96L123 97V95H124V93H125V91H128L127 93L128 94H130V95H127L126 94V96L124 95V99L126 98V101L125 102H130L131 103V105H132V103H133V101H128V100H130L129 98H131V100L133 99L132 97H135V95H137V96H139L140 97V99H142V102H143V100H144V103L146 104L148 101H147V99L148 98H151L153 95H149V90H148V87L146 86L147 84H148V86H151V85H149L150 84V82H152L151 80H153V79H156V81L154 80L153 82L154 83H156V84H153V86H155V87H153L154 89H159L160 87H161V81L162 80H160L161 79V77H164V75H167V74H165V73H168V72H166V69H167V71H171V69L170 68H172L173 69V67L174 66H176L177 65V63H175V62H177V61H174V56H176V54L179 52V54H181V51H179V50H185L184 52H187L186 53V55L188 56L189 55V53H191V49H190V52L188 53V51H189V49L188 50H186L187 48H188V45H186V44H193V42L194 41H192V40H196L195 38H193V37H196V38H199L200 36H202V33H204V35H205V37H209V38H215L216 37V35H217V32H218V30L220 29V28H226L227 26H229V25H231V24H234L235 26H237V29L239 30L238 32H241L243 29H246V30H244L245 31V34L243 33V31L241 32V33H238L240 36L238 37V36H234V38L232 39V40H234L235 42H237L238 41V39H240L241 37L245 40V38H246V40H247V42H246V40L244 41L242 38L240 39V42L242 41L243 42V44H241L239 41H238V43H236V47H234V45H233V47L234 48H232L231 49V47H229V46H232L231 44H235V42L233 43V41L232 40H230V41H226L225 39L222 41V43H221V47H222V55H221V61H223V58H224V56H225V50H224V47H225V49H226V52L227 51H230V50H232V51H230V52H227L228 53V55H229V53H230V55L232 54V52H233V55H234V52L236 51V49L238 50V51H236L235 52V54H237V56H235L236 57V59H235V57L234 56H232V57H234V59L233 60H235V62H236V64H234V62L232 63V57H230V55L229 56H227V54H226V56H227V58H226V60L227 61H231L229 64L230 65H232V66H230V65H228V63H225V62H227V61H225V62H222L221 64L223 65L224 63V65L225 66H222V67H224L223 68V70L226 72V75H227V72H228V75L227 76H225V75H223L224 76V78H222L221 79V82H220V78H217V76L219 77L220 76V73H221V77H222V72H224V71H222V67H219V65H217V66H214V67H212L213 68V71H215V72H212L213 74H214V79H215V77L217 78V81H218V79H219V82L221 83V84H219V82L217 83V81H215L214 83H213V81H212V78L211 77H213V76H199L197 79H195L194 80V84H197L196 85V87H195V85L194 84H192L190 87H188L186 90H184V91H182L181 92V96L182 97H184V95L186 96V97H188L187 99H185L186 97H184L183 99H185V100H182V102H183V105H185V104H187L186 105V107L184 106L183 108V110L181 111V115L182 116H185V117H191L193 120L195 119V122L196 123H198V125L200 126V127H204V125H206V130L211 126V124L213 125L214 124V122L216 121V120H218V121H216L215 123L216 124H218L219 123V125L221 126V128H225V127H227V126H230L231 125V123H230V125H229V123L226 125V122H220L219 121V119H221V116H222V112H223V110L227 107V105H230V102H231V100H232V102L233 101H235V103L236 104H241V103H244L245 104V100H246V98H247V100H248V102H250V103H248L247 104V106L245 105L244 107H245V109L244 110H242V109H240V107H237V106H239V105H235L237 108L235 109V107H234V109L233 110H236V112L238 111L239 112V110H237L238 108L241 110V112L243 111V113H244V111H246V109H247V111H253V115H254V112L255 113H257L258 111V109H260V108H256L255 106H256V103L259 105H261L262 103L261 102H263L264 101V99L262 100V97L264 96V94H263V96H262V94L261 93H264V76H262V75H264L263 74V72H264V0H215V1H213V0H182ZM182 1H180V2H182ZM213 1V3H211V4H213V8H212V6H210V2H212ZM160 2V3H159ZM175 2V1H174ZM174 2H173V4H174ZM179 2V4H184L183 2L182 3H180ZM215 2V3H214ZM158 3H159V5H158ZM178 3V2H177ZM177 3H175L174 5L176 6V4ZM206 3L207 4H209V5H206ZM215 4V5H214ZM74 5V3L72 4V6ZM75 5H76V2H75ZM78 3H77V5L74 7L73 6V9L74 10H76V9H78V10H80V8H78ZM167 5V4H166ZM100 8L99 9H102L103 8V6H102V8H101V6L100 5H98ZM116 6H118V7H116ZM167 6V7H168ZM171 6V5H170ZM173 6V5H172ZM171 6V7H172ZM175 6H173V7H175ZM206 6H208V7H206ZM217 6L218 7V9L217 8H215V7ZM81 7V6H80ZM167 7H166V9H167ZM177 7H178V4H177ZM212 8V10L213 9H215V11H216V9L218 10V11H216V13H213V12H215L214 10H213V12H212V10H210V8ZM98 8V7H97ZM104 8L106 9V8H108L107 6H104ZM103 8V9H104ZM205 8H209V9H207L206 10V12H203V11H205L204 9ZM174 9H176V7L174 8ZM235 9V10H234ZM238 9H240V10H238ZM97 10V9H96ZM210 11V13H208L209 11ZM105 11V10H104ZM175 11V10H174ZM208 11V12H207ZM72 12H74V14H76V12H77V10H76V12L75 11H72ZM72 12H69V14L71 15V14H73ZM96 12H97V14H96ZM154 12V13H153ZM81 13H83L84 14V16H85V14L87 13H90V12H86L85 13V11H81ZM80 13V14H81ZM157 13V15H158V13L159 12H156ZM156 13L154 14L155 16H156ZM212 13V14H211ZM66 14H68V13H66ZM68 14V15H69ZM210 14V15H209ZM218 14V15H217ZM68 15H66L67 16V18H69L70 17V19L72 20V22H73V20L74 19H72L71 17H72V15L70 16L69 15V17H68ZM152 15V16H151ZM66 16L64 15V18L63 19H65L66 18ZM154 16V17H155ZM164 16H166V15H164ZM249 16V17H248ZM73 17H74V15H73ZM78 17V19L80 18V17H83V16H81L80 15V17L79 16H77ZM77 17H74L75 19H77ZM86 17V16H85ZM167 17V16H166ZM248 18V20L246 21V19ZM251 17V18H250ZM66 18V19H67ZM84 18V17H83ZM156 18V17H155ZM157 18H159L160 19V17H157ZM165 18V17H164ZM196 18V19H195ZM65 19V20H66ZM69 19V20H70ZM77 19V20H78ZM159 19H157V20H159ZM163 19V18H162ZM162 19H160V22L162 21ZM252 21H251V20ZM68 20V19H67ZM66 20V21H67ZM68 20V21H69ZM71 20H70V23H72L71 22ZM82 20V19H81ZM144 20V21H143ZM148 22H147V21ZM156 20V19H155ZM155 20H154V25H156V22H155ZM193 20V21H194ZM211 20L212 21H215L216 23H219V24H217V26H215L214 27V24H215V22H214V24H213V28L211 29V27L210 26H208V27H210L209 29H208V27L206 26V25H208V23H211ZM244 20L246 21V22H250V24H249V22H248V25H247V23L246 22H244ZM74 21H76V20H74ZM145 21H146V23H145ZM164 21V19H163V22H165ZM199 21V22H200ZM77 22V21H76ZM76 22L74 23V24H76ZM159 22V25L161 24L162 25V22L160 23ZM244 22V26L246 27V25H247V27H248V29L247 28H245V27H243V25L241 26V24ZM142 23V24H141ZM158 23V22H157ZM194 23V24H195ZM213 23V22H212ZM245 23H246V25H245ZM253 23V24H252ZM141 24V25H140ZM150 24V23H149ZM152 24V23H151ZM167 24V25H168ZM195 24V25H196ZM204 24H206V25H203ZM69 25V26H70ZM167 25H164V26H167ZM201 25V26H200ZM211 25V24H210ZM216 25V24H215ZM148 26V25H147ZM147 26H145V27H147ZM163 26V25H162ZM174 26V27H175ZM250 26H252V27H250ZM130 29H129V28ZM158 27V26H157ZM160 27V26H159ZM179 27H178V29H179ZM186 27V28H185ZM200 27V28H199ZM239 27V28H238ZM152 28V27H151ZM202 28V29H201ZM207 28L209 31L207 32V30H205V29ZM223 28V29H224ZM126 29H128V30H126ZM147 29V28H146ZM158 29V28H157ZM173 29V28H172ZM175 29H176V31H177V28L175 27ZM198 29H200L199 31H198ZM203 29L205 30V31H203ZM223 29H220V30H223ZM142 30V31H143ZM147 30H149L150 31V27L148 26V29ZM152 30V29H151ZM131 31V30H130ZM141 31V32H142ZM149 31H146V32H148L150 35H152L151 34V31L149 32ZM167 31V32H166ZM169 31V32H168ZM129 32V31H128ZM140 32V33H141ZM144 32V31H143ZM146 32H144L145 33V35H144V33H141L142 34V37H140V40L137 38V40L136 39H133V40H135L136 42L139 40V41H142V39L144 38L143 36H148V34L146 33ZM174 32V29H173V31L171 32V33H173ZM66 33V34H65ZM131 33V32H130ZM138 33V35H136L137 37H139L141 34H139V31L137 32ZM152 33H154L153 31H152ZM163 33H165V34H163ZM198 33V34H197ZM206 33H207V36H206ZM243 33V34H242ZM247 33V34H246ZM65 34V35H64ZM125 36H124V35ZM129 34V33H128ZM166 34L168 35V38H167V36H166ZM122 35H123V37L124 38H128V40L127 41H125L126 39H123V37H122ZM163 35V36H162ZM245 35H247L249 38H247V36L246 37H244ZM127 36V37H126ZM136 36H134L135 38H136ZM193 36V37H192ZM188 37H189V40H188ZM204 36H203V38H205ZM208 37H207V39H208ZM235 37H236V40H235ZM121 38H122V40L123 41H121ZM159 38V39H158ZM166 38V39H165ZM186 38V39H185ZM203 38H201L200 37V39L203 41H207V40H205V39H203ZM250 39H252V40H250ZM133 40H131V41H133ZM186 40H188V42L186 43ZM252 41L253 43H254V45H253V43H249V41ZM115 41V42H114ZM118 41V42H117ZM150 41V42H149ZM114 42V43H113ZM117 42V43H116ZM119 42V43H120ZM135 42V43H136ZM155 42H157V44L159 43V45H161L162 47H156L155 48V46L154 45H156L157 46V44L155 43ZM191 42V43H190ZM205 42H203V43H205ZM138 43V42H137ZM136 43V44H137ZM141 43V42H140ZM161 43H163V45L161 44ZM240 43V44H239ZM244 43L247 45V43H248V45H249V47H248V45L246 46L245 45V47H244ZM51 44V43H50ZM125 44H123L124 45V47L126 46ZM128 44V43H127ZM146 44V45H145ZM230 44V45H229ZM243 45L242 47L241 46H239V45ZM110 45V46H109ZM120 46H121V44H119ZM190 45V46H191ZM114 47V48H112V47ZM117 46V47H116ZM119 46V47H120ZM129 46V47H128ZM127 46V50L131 47V45H128ZM149 46V47H148ZM184 46H187V48L186 49H183V47ZM193 46V45H192ZM191 46V47H192ZM226 46H227V48H226ZM251 46V47H250ZM111 49H110V48ZM115 47L117 48V49H115ZM148 47V48H147ZM155 49H154V48ZM190 47V48H191ZM243 48L244 47V49H241V48ZM104 48H106V52L103 50ZM110 50H109V49ZM121 48H122V46H121ZM120 48V49H121ZM230 48V49H229ZM236 48V49H235ZM246 48V49H245ZM228 49V50H227ZM233 49L235 50V51H233ZM96 50V51H95ZM108 50V51H107ZM119 50V51H118ZM123 50H125L124 48H123ZM138 50H139V48H138ZM245 50V51H244ZM247 50H249V51H247ZM93 51H95V52H97L96 54H95V52H94V54L95 55H93V57H92V55L91 54H93ZM99 51H101V52H105V54H103V53H101L100 54V52ZM118 51V52H117ZM122 51V50H121ZM175 51H178V52H175ZM247 51V52H246ZM114 53L115 55H113V54H111V53ZM122 52H126V51H122ZM121 52V53H122ZM183 52V51H182ZM183 52V55L182 56H180V55H178V56H180V57H184V53ZM238 52H239V54H238ZM246 52V53H245ZM247 53H249L248 55H247ZM87 54L89 55H91V58H90V60H89V58L88 57H86L87 56ZM110 54L112 55L111 57H110ZM125 54V53H124ZM127 54H128V52H127ZM194 53H192V56H195V55H193ZM245 54V55H244ZM123 54H120V56H121V58H123L124 56H126V54L124 55V56H122ZM224 55V56H223ZM244 55V56H243ZM108 56V55H107ZM191 55H189V58H191L190 57ZM240 56H241V59H240ZM244 58H243V57ZM81 57H82V59L84 60V58L83 57H85V59H86V61H89V62H86V61H81ZM99 57V58H100ZM127 57V56H126ZM186 57V56H185ZM87 58H88V60H87ZM93 58V59H92ZM98 58V59H99ZM120 58V59H121ZM157 58H159V62L161 63V65H163L164 63L166 64V67H162V70H164L163 68H166L165 70H164V72L163 71H160L161 73V75H162V72H163V76H161L160 75V77H155L156 75H158V71H159V68H157L158 69V71L157 72H155L154 70H157V69H155L156 67H160L159 66V62L157 61V60H155V59H157ZM175 58H179V57H175ZM182 58H179L180 60L182 59ZM188 58V57H187ZM230 58V59H229ZM106 59H107V57H106ZM110 59V60H111ZM115 59H116V57H115ZM118 59V58H117ZM172 59V60H171ZM195 59V58H194ZM193 59V60H194ZM225 59V58H224ZM79 60V63H78V65H79V69H76L75 70V68H77L76 66H74V65H77V64H75L76 63V61H78ZM122 60H126V59H122ZM121 60V61H122ZM142 60V59H141ZM175 60H178V59H175ZM188 60V59H187ZM189 60H192V59H189ZM188 60V61H189ZM114 61H117V60H114ZM156 61V62H155ZM163 61V62H162ZM195 61V60H194ZM241 61V62H240ZM85 62V63H84ZM119 62V61H118ZM117 62V63H118ZM170 62V63H169ZM171 62H174V63H171ZM179 62V61H178ZM83 63V64H82ZM93 63H94V61H93ZM93 63H92V66H93ZM110 63H112V62H110ZM114 63V62H113ZM112 63V64H113ZM120 63V62H119ZM134 63V62H133ZM132 63V64H133ZM154 63H155V66H154ZM158 63V66L156 65ZM163 63V64H162ZM190 63H192L191 65H190ZM193 61H190V62H188V64L190 65V67L189 68H187V70H188V72H189V74H191L195 69H194V67H193ZM240 63V64H239ZM23 64V65H22ZM88 64V65H87ZM169 64H174V66L172 67L171 65V67L169 66ZM77 65V66H78ZM115 65V64H114ZM117 66H118V64H116ZM235 65V66H234ZM35 66H37L38 68H36ZM86 66H84V71L82 70V71H80V73L82 72V74L83 75H80V74H78L79 75V77H76V78H82L81 76H84L85 74L87 75H89V73H88V68L86 67ZM113 66V65H112ZM152 66L154 67L153 69H152ZM164 66V65H163ZM168 66V67H167ZM191 66L193 67V68H191ZM227 66V67H226ZM234 66V67H233ZM35 67V68H34ZM73 67H74V69H73ZM132 67V66H131ZM149 67H151V69L149 68ZM226 67V68H225ZM233 67V68H232ZM19 68V67H18ZM72 68V69H71ZM87 68V70H85ZM90 68H91V66H90ZM196 68V67H195ZM33 69V70H32ZM70 69H71V71H70ZM146 69H150V70H153V71H151L150 72V75H154L152 78L149 76V70L147 71L148 73H147V76L148 77H150V79H148L147 77H146V73L145 74H143V75H141V76H139L140 78H139V80H137V76H135V74H136V72H137V74L136 75H138V72H141V70H142V72L144 73V71L143 70H146ZM219 69V71H217ZM227 69V70H226ZM72 70H75L73 73H72ZM128 70V71H127ZM160 70H161V67H160ZM187 70L184 72V73H188L187 72ZM190 70V71H189ZM192 70V71H191ZM222 71V72H221ZM69 72V73H68ZM87 72V73H86ZM90 72H93V71H90ZM154 73V74H153ZM157 73V74H156ZM216 73H218L217 74V76H216ZM233 73V74H232ZM256 75V73H257V75L256 76H251V75ZM259 73V74H258ZM29 74V75H28ZM34 74V75H33ZM71 74V75H70ZM134 74V75H133ZM212 74V75H213ZM262 74V75H261ZM67 75H68V78H67V80H66V77H67ZM77 75V74H76ZM77 75V76H78ZM85 75V76H86ZM98 75V74H97ZM139 75H140V73H139ZM22 76H25L23 79L21 78ZM34 76V77H33ZM112 76H114V75H112ZM116 76V75H115ZM136 77V78H134V77ZM184 76H189L188 74H186V75H184ZM32 77V78H31ZM71 77H73L74 78V81H76L75 80V77L74 76H71ZM70 77V79H72V81H73V78H71ZM133 77V78H132ZM28 78V79H27ZM30 78L31 79H33V78H35V79H33L32 81H30ZM47 78V80H45ZM84 78H86V77H83V79ZM99 78V77H98ZM97 78V79H98ZM113 78V77H112ZM131 78L132 79H135L133 82L135 83V86L132 88L131 87V89L129 88V89H127L128 87H127V85H129L130 83L129 82H131L132 80H131ZM160 80H158V79ZM182 78H186V77H182ZM181 78V79H182ZM209 78V79H208ZM162 79H164V78H162ZM166 79V78H165ZM164 79V80H165ZM181 79L179 78V80L178 79H176V80H178V81H176L175 80V82L171 79V81H170V79L168 80V81H166L167 83H169L170 82V84L172 85V83L174 82V84L173 85H176V84H178V83H180V81H181ZM204 79V80H203ZM78 80V79H77ZM100 80V79H99ZM130 80V81H129ZM137 80V81H136ZM149 80V81H148ZM183 80V79H182ZM201 80V81H200ZM209 80V81H208ZM216 80V79H215ZM227 80V81H226ZM30 81V82H29ZM81 81V80H80ZM98 81V80H97ZM102 81V80H101ZM107 81H104V82H106L107 83ZM165 81H162V82H165ZM201 83H200V82ZM202 81H203V83H202ZM28 82V83H27ZM61 82V83H60ZM71 82V81H70ZM79 82V81H78ZM77 81H76V83H74V82H72V83H74V86H76V84H79V83H82V81L81 82H79L78 83ZM99 82V81H98ZM147 82V83H146ZM196 82V83H195ZM199 84H198V83ZM205 82V83H204ZM31 83V84H30ZM58 83V84H57ZM60 83V84H59ZM68 83V82H67ZM129 83V84H128ZM159 83V84H158ZM208 83V84H207ZM210 83V84H209ZM222 83H223V85H222ZM126 84V85H125ZM146 84V85H145ZM163 84V83H162ZM207 84V85H206ZM219 84V85H218ZM63 85V84H62ZM66 85V84H65ZM68 85H69V83H68ZM71 86H72V84H70ZM101 85V86H102ZM131 85H133V83H131ZM130 85V86H131ZM206 85V86H205ZM213 85H215V86H213ZM33 86V87H32ZM58 86H59V88H58ZM64 86V85H63ZM73 86V87H74ZM129 86V87H130ZM147 87L146 89H147V91H148V94H146V96H147V99L145 98V92H144V94H143V92H142V94H143V96H144V98H142L143 96L142 95H140L141 93V91L140 90H146L145 89V87ZM158 86H160V87H158ZM202 86H204V87H202ZM209 86L211 87V88H209ZM57 87V88H56ZM62 87V86H61ZM69 87V86H68ZM109 88V89H105V88ZM152 87V86H151ZM151 87H149V89H151L152 90V88ZM158 87V88H157ZM195 89H194V88ZM200 87V88H199ZM207 87V89H204V88H206ZM212 87H214V88H212ZM53 88H54V92H53ZM63 88V87H62ZM66 88V87H65ZM64 88V89H65ZM99 88V89H100ZM124 88H126L125 90H124ZM143 88V89H142ZM204 90H202V89ZM99 89H97V91H99ZM103 89H105V91L103 90ZM152 90L153 91V94L154 95H158V94H160V92L157 94V90ZM162 89H164V88H162ZM162 89L161 90H158V91H161V94H163L162 92ZM192 89H194V90H192ZM208 89H210V90H208ZM212 89V90H211ZM243 89V90H242ZM244 89H247V91L250 93H248L249 94V96H248V94H247V92H246V94H245V92H244V95L245 96H247L245 99H244V101L242 100V98L241 99H239V98H236L237 96L236 95H238V96H240L239 94H243V92L241 93V91H245ZM56 90V91H55ZM67 89H65V90H62L63 92L64 91H66ZM69 90H71L70 89V87H69ZM67 91L68 92V94L70 93V91ZM74 90V89H73ZM100 90V91H101ZM201 90V91H200ZM26 91V90H25ZM72 91V90H71ZM75 91V90H74ZM93 91V90H92ZM91 91V92H92ZM95 91V90H94ZM96 91V93H94V92H92V96H95V94H97L98 92ZM101 91V92H102ZM203 91V92H202ZM66 92V93H67ZM138 92H139V95H138ZM155 92V93H154ZM240 92V93H239ZM31 93V94H32ZM38 93H40V95L38 94ZM50 93H52V95H50ZM93 93H94V95H93ZM151 93V92H150ZM200 93V94H199ZM55 95H58L57 93H54ZM71 94H72V92H71ZM70 94V95H71ZM73 94H74V92H73ZM152 94V93H151ZM203 94V95H202ZM206 94V95H205ZM49 95V96H48ZM54 95V96H55ZM69 95V96H70ZM75 95V94H74ZM106 95V94H105ZM215 95V96H214ZM232 95V96H231ZM47 96V97H46ZM92 96L90 95V98H92ZM107 96V95H106ZM129 96V97H128ZM132 96V97H131ZM142 96V97H141ZM149 96V97H148ZM155 96V97H156ZM160 95H158V97H159ZM198 96H199V98H198ZM200 96H201V98H200ZM227 96V97H226ZM236 96V97H235ZM243 96V95H242ZM262 96V97H261ZM42 97V99H40ZM50 97V98H49ZM53 97V96H52ZM97 99V101H98V98L99 97H97V96H95ZM118 97V98H117ZM154 97V96H153ZM158 97H156L155 99H157ZM231 99H229V98ZM231 97H235L234 99L235 100H233V98H231ZM241 97V96H240ZM261 97V98H260ZM44 98V99H43ZM67 98H70V97H67ZM137 98V97H136ZM136 98H134V99H136ZM222 98H223V100H222ZM264 98V97H263ZM104 99H102V100H104ZM123 99V100H124ZM146 99V100H145ZM153 99V98H152ZM190 99V100H189ZM226 99V100H225ZM236 99H237V101H236ZM259 99H261L262 101H258V102H255L254 103V101H257V100H259ZM101 100V99H100ZM102 100H101V102H102ZM106 100H105V102H106ZM139 101V98H137L136 99V101ZM218 100V102H217V104L219 103V100H220V103H221V101H222V103L221 104H223L222 106L220 105V104H218V105H220L221 107H223L224 109H221L222 111H220L219 110V112L221 113V115L220 114H218L217 112H218V110H216V106H218V105H216V101ZM227 100H229V104L226 102ZM239 100H241L240 101V103H238L239 102ZM33 101H35L36 103H34ZM40 101H43L42 102V104H41V102ZM92 101V100H91ZM93 101H95L94 99H93ZM91 102V103H94V102ZM120 101H121V99H120ZM136 101H134V102H136ZM137 101V102H138ZM146 101V102H145ZM186 101V103L184 104V102ZM202 101V102H201ZM212 101H213V103H212ZM100 102V103H101ZM123 102V101H122ZM125 102H123L122 104L123 105H129V104H124ZM137 102L135 103V105H137ZM181 102V101H180ZM194 102V103H193ZM226 102V103H225ZM231 102V103H232ZM251 102L252 103H254L255 104V106H254V104L253 105H251ZM260 102V103H259ZM34 103V104H33ZM44 103V104H43ZM104 103V102H103ZM109 103V104H108ZM139 103H141V102H139ZM139 103H138V106H139ZM150 103V101L147 103V104H149ZM234 103V104H235ZM247 103V102H246ZM264 103V102H263ZM31 104V105H30ZM98 104V103H97ZM102 104V103H101ZM116 104V108L115 109H117V110H115V112L114 113H118V112H121V110L122 109H124L125 110V108L124 107H122L123 105H121L120 104V102H119V108H120V111H119V108H118V105ZM145 104H143V105H145ZM146 104V105H147ZM208 104H210V105H208ZM215 106H214V105ZM227 104V105H226ZM244 104H242L241 105V107L244 105ZM29 105V106H28ZM89 105V104H88ZM94 106L96 105V104H93ZM92 105V106H93ZM133 105H134V103H133ZM142 104H141V106H143ZM207 105V106H206ZM224 105H226L225 107H224ZM232 105H233V103H232ZM231 105V106H232ZM258 105H257V107H258ZM264 105V104H263ZM31 106V107H30ZM89 106H91V104L89 105ZM92 106H91V108H92ZM97 106V105H96ZM127 106H126V109H127ZM138 106H135L134 108H140V106L138 107ZM211 108H209V107ZM234 106V105H233ZM252 106H254L255 108H256V110L254 111V109H252L253 107ZM29 107V108H28ZM99 107V106H98ZM101 107V106H100ZM98 108V109H100L101 110V108ZM102 107V110L103 109H105V107L103 108ZM122 107V108H121ZM131 107V106H130ZM191 107V108H190ZM207 107V108H206ZM219 107V106H218ZM220 107V108H221ZM229 107V106H228ZM251 107V108H250ZM85 108H87V106H85ZM110 109H112V108H114V107H109ZM133 108V109H134ZM193 108V109H192ZM197 108V109H196ZM210 110H209V109ZM233 108V107H232ZM232 108H230V109H232ZM243 108V107H242ZM250 108V109H249ZM87 109H89V108H87ZM93 109H94V107H93ZM93 109H91V110H93ZM109 109V110H110ZM134 110V111H132V109L131 108H129V106H128V113L126 112V110L124 111V112H126V115L128 116V114H132V113H129V111L131 110V112H133V114H134V112L135 111H137L138 112V109L137 110ZM141 109V108H140ZM189 109H190V111H193L194 109L195 110H197V112L194 110L193 112H196L197 113V116H196V114H194L195 115V117H194V115H192L191 114V112L189 111ZM192 109V110H191ZM214 109V111H212ZM219 109V108H218ZM228 109V108H227ZM227 109L226 110H224L225 112H230V111H227ZM262 109H263V107H262ZM33 110V109H32ZM97 110V109H96ZM108 110V109H107ZM114 110H112V111H114ZM215 110H216V112H215ZM233 110L230 112V115H226L225 116V114H227V113H225V112H223L224 114H223V116H225V117H229L230 116V118L228 119H225V117H224V119L225 120H229V121H231L232 122V120H233V118L235 117V118H237L240 114H242L241 112H239V113H237V117H236V113H234L233 112ZM261 110V109H260ZM111 110H110V112H112ZM189 111V112H188ZM246 111V112H247ZM251 111V112H252ZM262 111V110H261ZM259 112V113H263V112ZM101 112V111H100ZM103 112V111H102ZM101 112V116H102V118H104L103 117V114H107V113H102ZM104 112H106V111H104ZM109 112V113H110ZM122 112H123V110H122ZM209 112V113H208ZM211 112H212V115H211ZM232 112L235 114H233L232 115ZM251 112L250 113H247V114H249V116L251 117V116H253V115H250L251 114ZM94 113H98V112H94ZM113 113V115H115ZM136 113V112H135ZM188 113V114H187ZM190 113V114H189ZM202 113V114H201ZM206 113H208V114H206ZM213 113H217L219 116H220V118H215L216 116L213 114ZM25 115H27L28 113H27V111H26V113H24ZM120 114H122V113H120ZM124 114V113H123ZM123 114L122 115H119V121L120 120H123L124 118H126L125 116L123 117V119H120L121 117L120 116H123ZM229 114V113H228ZM246 114V113H245ZM246 114V115H247ZM258 114V113H257ZM99 115V114H98ZM117 115V116H118ZM188 115V116H187ZM193 117H192V116ZM214 115V116H213ZM217 115V116H218ZM246 115H245V117H246ZM261 115H263V114H261ZM107 116V115H106ZM105 116V117H106ZM116 116V117H117ZM200 116V117H199ZM202 116V117H201ZM208 116V117H207ZM214 118H213V117ZM218 116V117H219ZM234 116V117H233ZM241 116V115H240ZM240 116L238 117L239 119L238 120H240L241 118H240ZM242 116H244V114L242 115ZM241 116V117H242ZM249 116H247L248 118H249V120H246V119H248V118H244L245 120H246V122L248 121H250V117ZM255 116H257L256 114L253 116V117H255ZM108 117L109 118H111L112 117V115H108ZM115 116H113L112 118H114ZM215 119V121L212 119ZM233 117V118H232ZM258 117V116H257ZM256 117V120L257 119H259V118H257ZM261 117H263V116H261ZM93 118V117H92ZM99 118V117H98ZM109 118H105L106 120L108 119V121L109 120H111V119H109ZM118 118V117H117ZM117 118H115V120L117 119ZM201 118V119H200ZM209 118H210V122L212 121V123L209 125ZM91 118H89V120H90ZM127 119H128V117H127ZM176 119V118H175ZM175 119H173V121H175ZM212 119V120H211ZM243 119V118H242ZM243 119V120H244ZM252 119V118H251ZM253 119H255V118H253ZM261 119V118H260ZM99 120V119H98ZM124 120H126V119H124ZM222 120H223V117H222ZM224 120V121H225ZM235 120V119H234ZM238 120L236 121H233L234 123H237L238 122ZM244 120V121H245ZM263 120V119H262ZM88 120L86 119V121L85 122H87ZM93 121L95 122V119H93ZM97 121V120H96ZM100 122L102 121V120H99ZM117 122H119L118 120H116ZM116 121H114V123L116 122ZM173 121L170 123V125H172V124H176V122H174L173 123ZM178 121V120H177ZM201 121V123L203 122H206L205 124H199V122ZM208 121V122H207ZM228 121V122H229ZM258 121V123H259V121L260 120H257ZM90 122H92V119H91V121ZM98 122V121H97ZM97 122H95V123H97ZM244 123V122H241L242 124L244 123V126H245V129L247 128V126H246V124L247 123ZM264 122V121H263ZM113 123V122H112ZM123 123H126V121L124 122H122L121 121V124L120 123H118V124H120L121 126H122V124ZM207 123H208V125H209V127H208V125H207ZM223 123L226 125H224L225 127H222L223 126ZM232 124V125H236V124ZM240 122H238L237 123V126H239V124H240V126L242 125ZM252 123H254V120L252 121ZM258 123H256V125L258 124ZM261 124H262V122H260ZM259 123V124H260ZM111 124V123H110ZM216 124H214L215 126H216ZM258 124V125H259ZM260 124V125H261ZM125 125V124H124ZM167 125V124H166ZM169 125V124H168ZM202 125V126H201ZM213 125V127L211 126L210 128H213L212 130H214V128H216L215 126ZM218 125V126H219ZM248 125V124H247ZM253 126H255V124H252ZM252 125H248V126H252ZM263 125V124H262ZM93 126V125H92ZM99 125H97V129H95V131L93 130V128H91L92 129V131L91 130H89V128H88V133H90V131L91 132H93V133H90V136L92 135V136H94L95 134H96V131L98 130V127ZM119 126V125H118ZM198 126V128H197V132L199 133V132H202V130L200 129V127ZM219 126V127H220ZM96 126L94 125V128H95ZM260 127V126H259ZM9 128L10 127H8L7 128V131L8 132H10L12 129L10 128V130H9ZM114 128L117 130V128H120V126L119 127H117V125H116V127L114 126ZM209 128V130L208 131H211V129ZM218 128V127H217ZM240 128V127H239ZM255 128H256V126H255ZM201 130V131H199V130ZM220 129V128H219ZM241 129L242 128H240V130H239V133H238V135H241V137H242V134H244L245 132H243L242 134H240V131H241ZM257 129V128H256ZM260 129V128H259ZM258 129V130H259ZM119 130V129H118ZM215 130H217V129H215ZM248 130V129H247ZM246 130V131H247ZM261 130V131H260ZM259 131H257V133L255 132V134H253V135H251L250 136V134L249 133H251V132H246L247 134H249V137L247 136V137H245L244 135H243V137H244V139L242 140V138L241 137H239L240 139H241V141L240 140H238V141H236L235 139H238V137H236L234 140H235V142H236V144H234V143H232V145H230V143H229V145L230 146H232V147H230V148H232V149H228L227 151L226 150H224L225 152H220V151H218L219 149H217V151H218V154L216 153V154H214V152H215V149L216 148H214V152L211 150V153H209V154H205V150L204 151H202L201 150V152H204V154L205 155H207L206 157L208 158L209 157V155H211L212 156V158L211 157H209V160L208 161H206L207 160V158H205V160H204V158H200V159H203L204 161H202V162H204L203 164L205 165L204 167H203V169L204 170H202L203 172H205V173H203V172H201V170H198L199 172H201L202 174H205V176L204 175H201V174H199V176H197V178H196V180H197V182H198V184L196 183V180H195V177H194V179H192V181H195V184H193V182H191L192 183V186L194 185V187L196 186L197 188H198V190H199V192H201L200 190L202 189V190H204L203 188L204 187H206L205 189V191H202V193H203V196L201 195V197L204 199L203 200V205H204V210L200 207V209H202V211L204 212H202L203 213V215H204V217H205V215H206V219H207V223H208V225H207V223H204V224H206L205 225V227L204 228H206V231H208L207 229H210L211 228V231H210V233L212 232L213 233V235H212V238H211V235H209L208 236V234H209V232H207L206 234H207V236L209 237V239L211 240H209V242H211L210 243V245H209V243H208V247H206V246H203L204 248L206 247V254H201L202 256H200V259L202 260L201 261V263H199V264H229V257H228V255H229V253H228V251L230 250V249H234V251H236L235 252V255L237 254V252L238 251H240V250H238L237 248L239 247V245L237 246V244L238 243H240V247L242 246V248L244 249V251H243V249L241 250V251H243V256L245 257L246 255H247V257H245V258H247V259H245L246 260V262L245 261H240L241 262V264L242 263H244V264H249V261L248 260H250V257L254 254V252H253V248L254 247H256L257 246V244L259 243V238L261 237V236H264V231H263V229H264V224H263V229H261V225H262V219H264L263 217H264V126L260 129ZM120 131V130H119ZM140 131V132H139ZM139 131H137V132H133V133H128V134H124V133H122V135H121V140L123 141V142H127V141H130L132 138H134V137H136V136H138L139 137V135H142V134H144L145 133V130L144 129H142V130H139ZM143 131V132H142ZM208 131H205L204 130V134L207 132V135L209 134V139H211L212 140V142H211V145H209V144H206L205 142H207V141H204L203 139H205L206 138V140H208V137L207 136H205L204 134H202V133H200V135L198 134V136H200V137H202L203 135L205 136V138H201L202 140H203V142L205 143V146H210V148H212V143L213 142H215L216 143V141H214V140H217V137L218 136H216L213 132H215V131H212V132H209L208 133ZM224 131L226 132V130L224 129ZM249 131V130H248ZM252 131V130H251ZM256 131V130H255ZM217 132L219 133L220 131H218L217 130ZM217 132H216V134H217ZM253 132V131H252ZM95 133V134H94ZM139 133V134H138ZM216 136V139H213V138H215V136H213V134ZM94 134V135H93ZM220 134V133H219ZM246 134V135H247ZM210 135H212L211 137H213V138H211L210 137ZM222 135H224V134H222ZM88 136H89V134H88ZM220 137L221 136H219V138H218V140L217 141H219V143L217 142V146H219L220 145V140L222 139H220ZM227 138V137H226ZM246 138V139H245ZM220 139V140H219ZM228 139V138H227ZM227 139H225V140H227ZM211 140H209V141H211ZM223 140H224V138H223ZM208 141V142H209ZM222 141V140H221ZM228 141V140H227ZM229 141H230V139H229ZM232 141V140H231ZM207 142V143H208ZM233 142V141H232ZM112 143V142H111ZM214 143V144H215ZM222 143H223V141H222ZM228 143H224V144H227L228 145ZM213 144V145H214ZM219 144V145H218ZM224 144H222V145H224ZM233 144H234V146H233ZM220 146V147H225V145L224 146ZM203 147L204 149L205 148H207V151L208 152H210V148L209 147ZM215 146H216V144H215ZM216 146V147H217ZM213 149V148H212ZM224 149V148H223ZM223 149H221L222 151H223ZM103 150H105V148L103 149ZM106 151V150H105ZM104 151V152H105ZM162 151V150H161ZM163 152H164V150H163ZM175 153H172V156H169V155H164V157H162V159H164V162H159V164H160V167H162V166H165V162L168 160L169 161V159L170 160H172V158H173V162H179L180 160H181V157L178 155V153L176 152V151H174ZM200 152V153H201ZM207 152V153H208ZM103 153V152H102ZM101 153V154H102ZM212 153L214 154V156L212 155ZM176 154V155H175ZM203 153H201V156H204V154L202 155ZM166 156V157H165ZM167 156H169V157H167ZM174 156V157H173ZM217 156V157H216ZM99 158V161L101 160V161H104V160H106L107 159V157L105 156V155H99L98 156ZM175 158V159H174ZM161 159V161H163ZM212 159V160H211ZM166 160V161H165ZM196 160H197V158H196ZM196 160H194V161H196ZM100 161V162H101ZM167 161V162H168ZM201 161V160H200ZM205 161H206V163H205ZM210 161V162H209ZM162 163V164H161ZM164 163V164H163ZM207 163H208V165H207ZM97 164H99V162L97 163ZM201 165V164H200ZM159 167V168H160ZM202 167V166H201ZM200 167V168H201ZM199 168V169H200ZM161 170H163L164 168H160ZM197 171V172H198ZM207 174H209L208 176H206ZM211 174V175H210ZM195 175V174H194ZM197 175H198V173H197ZM213 175V176H212ZM193 176V175H192ZM210 176V177H209ZM204 177H205V180L204 181H202V179H204ZM206 177H208L209 179L210 178H212L213 177V180L211 179V180H209V181H207L206 182V180H208V178L206 179ZM155 178H157V177H155ZM201 178V179H200ZM198 179H200V180H198ZM211 181V182H210ZM202 182V183H201ZM209 183H211V184H209ZM154 184V185H153ZM187 184V183H186ZM189 184V183H188ZM188 184H187V186H188ZM202 186H201V185ZM205 184V186H203ZM207 184V185H206ZM211 186L210 188H209V185ZM144 185H146V184H144ZM144 185H142L141 187L139 186H137V188H136V186H133L132 188H131V190H133V189H135V190H133L134 192H132L131 191V194H130V192L128 193L129 195H127V198H126V200H124V201H122L121 202V205H120V202L118 203L117 201H118V199L117 200H114V201H111V202H107V204L105 203V204H102V205H100V207H99V205L98 206H96L97 208H99V209H101V210H103V211H113V208H114V204L115 205H118V206H120L121 208H119L118 206L117 207H115L114 208V211L116 212L117 210V213H115V215H114V218H113V220L111 219V222H112V224L111 225H115L116 223H118V222H120V221H122V220H124V215L128 212V211H130L131 209V207H133L134 206V204H135V201L137 200V199H140L141 198V196L144 194L145 195V193L147 194L148 192V190L146 191V188L145 187H149V188H151V187H154L155 186V183H152L151 184V187L148 185H146V186H144ZM191 185V184H190ZM190 185L188 186V187H190ZM198 185V186H197ZM144 186V187H143ZM185 186V185H184ZM186 186V188H188ZM190 187L191 189H193V187ZM200 186L202 187L201 189H200ZM196 187H195V189H193V190H191V191H194V192H196ZM184 188V187H183ZM183 188H182V190H183ZM208 188V189H207ZM141 189V190H140ZM148 189V188H147ZM189 189V188H188ZM137 190V191H136ZM181 190V191H182ZM187 190V189H186ZM139 191H141V192H139ZM142 191H144V192H142ZM206 191H207V193H206ZM189 192V191H188ZM198 192V191H197ZM196 192V193H197ZM198 192V193H199ZM216 192V193H215ZM140 193V194H139ZM182 194H183V191L181 192ZM185 194L187 193L186 191L184 192ZM196 193L194 194H192V196H187V198L188 197H190V198H193L194 196H196ZM202 193H199V194H202ZM207 195L208 194V196H204L205 194ZM209 193H210V196H209ZM185 194H183V195H185ZM199 194H197L198 196H200ZM131 195H132V197H131ZM183 195H182V197H183ZM187 195V194H186ZM189 195H190V193H189ZM194 195V196H193ZM186 197V196H185ZM185 197H183L182 199L185 201ZM201 197H198V198H196L195 200L197 201V200H199V201H201L200 200V198ZM207 199H205V198ZM128 198H130V200H132L131 201V203H130V200L128 199ZM189 198V201H191V199ZM127 199H128V201H129V203H127L128 201H127ZM181 199V198H180ZM181 199V201H179L178 200V204L180 203V202H184L183 200ZM194 199V198H193ZM192 201H194V200H192ZM195 201V202H196ZM206 201V202H205ZM110 203V204H109ZM113 203V204H112ZM184 203H186L185 205H186V208L188 207V205H189V203L190 202H188L187 201V199H186V202H184ZM187 203H188V205H187ZM192 203V202H191ZM125 204H128V205H125ZM177 204V203H176ZM175 203H174V205H176ZM178 204H177V206H178ZM182 204V203H181ZM181 204H179V205H181ZM198 204H201V202L199 203L198 202ZM221 204V207H219V205ZM103 205H104V207H103ZM109 205V207H108V209H107V207L106 206H108ZM110 205H113L112 207L110 206ZM184 205V206H185ZM196 204H194L193 203V205L192 206H194V207H192L191 205H189V206H191V207H189V208H194V210H195V207H196V210H197V206H195ZM202 205V206H203ZM123 206H125L126 208L123 210ZM177 206H175V207H177ZM182 206V205H181ZM184 206H182V209H180V210H183V208L185 209V207ZM106 207V208H105ZM174 206H173V208H175ZM218 207H219V210H220V208H221V210H220V212L217 210L218 209ZM128 208V209H127ZM179 208H181V207H179ZM178 207L176 208V210H174L173 209V211L175 212V217H177V214H181L182 215V213L183 214H185L186 212H182V211H180V210H178L179 209ZM198 208H199V206H198ZM104 209H106V210H104ZM116 209V210H115ZM119 209H121V210H119ZM200 209H199V211H200ZM123 210V211H122ZM177 210H178V212H177ZM193 210V209H192ZM191 210V211H192ZM113 211V212H114ZM120 211V212H119ZM173 211H171L172 213H173V216H171L172 215V213L170 214V216L173 218L174 217V212ZM181 213H180V212ZM188 211V210H187ZM198 211V210H197ZM219 212V216L218 215H216L218 212ZM170 212V211H169ZM201 212V211H200ZM205 212H208V213H205ZM217 212V213H216ZM124 213V214H123ZM193 213H194V211H193ZM197 213V212H196ZM202 213H199V214H201L200 215V217L202 216L203 217V215H202ZM216 213V214H215ZM118 214L120 215V218L119 217H117V218H115L116 216H118ZM187 214H188V212H187ZM186 214V215H187ZM263 214V215H262ZM123 215V216H122ZM169 216V217H170ZM185 216V215H184ZM184 216H183V218L182 219H184ZM262 216V217H261ZM93 217V216H92ZM104 217V216H103ZM103 217L102 218H100L101 219V222L103 221L102 219H103ZM167 217H168V215H167ZM166 217V218H167ZM170 217V218H171ZM180 217V216H179ZM186 217V216H185ZM189 217V216H188ZM198 217H199V215H198ZM197 217V218H198ZM199 217V218H200ZM201 217V218H202ZM204 217H203V219H204ZM261 217V218H260ZM105 218V217H104ZM178 218V217H177ZM187 218V217H186ZM199 218H198V220H199ZM96 218L95 217H93L92 218V220H94L95 222H96V220H95ZM98 219V218H97ZM100 219H98V221L100 220ZM175 220H176V218H174ZM174 219H171V220H173V221H175ZM188 219V218H187ZM90 221V223L92 222V224L91 225H93V221ZM166 220V222H167V219H165ZM177 220H179V219H177ZM177 220L175 221V223L174 224H176V222H177ZM185 220V219H184ZM205 220V219H204ZM210 220V221H209ZM261 220V221H260ZM203 221V220H202ZM101 222H96L95 224H98V225H96V226H94L93 225V227H91L92 229L90 230V231H88L89 233H87V236H90L91 237V235L92 234H96V232L98 233V229L100 228V227H102L100 224H101ZM165 222V221H164ZM165 222V223H166ZM173 223V222H171V221H169V219H168V223ZM179 222V221H178ZM204 222V221H203ZM202 222V223H203ZM100 223V224H99ZM169 223V224H170ZM204 224H203V226H204ZM261 224V225H260ZM167 225V224H166ZM100 226V227H99ZM207 226V227H206ZM208 226H209V228H208ZM260 227L258 230H259V232H257L256 230H255V227ZM254 230H255V232L257 233V235H258V233H259V237H257V235H255L256 237H257V239L255 238V236H253V238H255L254 240L252 239V235H253V233H254ZM260 230H262V231H260ZM100 231H102L101 230V228H100ZM205 231V232H206ZM95 232V233H94ZM102 232H104V231H102ZM106 233V231L104 232V233H100L101 235L99 236H97V235H92V236H94V237H92L91 239H89V237H87L88 238V243L87 242H85V241H87V240H84V242H82L83 244H84V246L85 247H87V246H89L90 247V244L92 245V242L94 243V241H96V240H98V239H100L101 237L102 238H104L105 236H104V234ZM175 233V232H174ZM174 233H172V234H174ZM256 233H254V234H256ZM262 233V234H261ZM205 233H204V235H206ZM97 236V238H95ZM179 236V235H178ZM206 236V237H207ZM174 237V236H173ZM172 236L170 237V238H173ZM204 237V236H203ZM206 237H204V239L206 238ZM208 237L206 238V239H208ZM93 238H95V239H93ZM251 239H252V241L253 242H251ZM207 240H204V243L206 242ZM250 243H252V246H248V245H250ZM255 243V244H254ZM257 243V244H256ZM234 244H236V247H232V246H234ZM248 244V245H247ZM81 246L82 247H84L82 244H81ZM89 247H88V249H89ZM232 247V248H231ZM246 247V248H245ZM249 247V248H248ZM235 248H236V250H235ZM252 248V249H251ZM87 249V251L86 252H89V250ZM241 249V248H240ZM247 249V251H245ZM250 249V250H249ZM261 249H264V246H262L261 247ZM204 250V251H205ZM238 250V251H237ZM227 251V252H226ZM240 251V252H241ZM249 251V252H248ZM84 253L83 254V260H85L87 257H88V254L87 253ZM146 253H147V255L150 253H148V251H145ZM232 252V251H231ZM246 252L248 253V254H246ZM205 253V252H204ZM225 254V253H228V254H226V255H222V254ZM239 253V252H238ZM61 253H58L56 256H58L59 255V258H57V259H60V257H61V255H60ZM86 254V255H85ZM246 254V255H245ZM67 255H69V254H67ZM134 255H135V253H134ZM140 255V254H139ZM138 255V256H139ZM143 255H145V253L143 254ZM220 255V256H219ZM239 255V260H241V258H244V257H241L242 256V252H241V254H238ZM241 255V256H240ZM55 256V257H56ZM146 256V255H145ZM222 256V257H221ZM139 257H144V256H139ZM147 258L149 257V255L148 256H146ZM145 257V258H146ZM202 257V258H201ZM236 257V259L238 260V256L236 255L235 256ZM144 258V259H145ZM146 258V259H147ZM52 259V258H51ZM56 259V258H55ZM55 259L53 258L52 259V264L53 263H55ZM199 259V260H200ZM236 259H234V261L236 262V264H238L239 263V260L237 261ZM54 260V261H53ZM222 261V262H221ZM248 261V262H247ZM253 261V260H252ZM252 261H251V263H252ZM199 262V261H198ZM259 264H264V253H262L261 255H260V257L258 258V261H257ZM56 264V263H55Z\"/></svg>", "mask_w": 264, "mask_h": 264}]
</instances>
